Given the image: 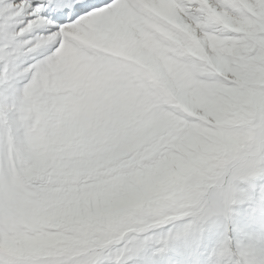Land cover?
<instances>
[{
    "label": "clouds",
    "instance_id": "9594fccd",
    "mask_svg": "<svg viewBox=\"0 0 264 264\" xmlns=\"http://www.w3.org/2000/svg\"><path fill=\"white\" fill-rule=\"evenodd\" d=\"M211 7L217 47L227 43L226 28L249 27L248 0H213ZM197 12L193 5L174 18L191 24ZM194 31L206 43L205 31ZM53 45L20 73L14 147L0 160V176L28 172L39 194L36 211L11 236L19 264H66L56 254L64 247L91 241L103 248L120 229L212 210L264 166V142L243 124L221 132L211 107H185L180 96L163 90L145 96L135 87L122 37L85 28ZM229 83L224 78V87ZM78 94H103L110 103L73 123L64 101ZM8 244L0 236V253Z\"/></svg>",
    "mask_w": 264,
    "mask_h": 264
},
{
    "label": "snow or ice",
    "instance_id": "6c2138e0",
    "mask_svg": "<svg viewBox=\"0 0 264 264\" xmlns=\"http://www.w3.org/2000/svg\"><path fill=\"white\" fill-rule=\"evenodd\" d=\"M212 2L0 0V160L14 147L20 73L53 50L60 36L85 28L123 38L128 78L145 96L163 90L182 97L185 107H211L221 132L239 122L264 142V0H248L249 27L242 32L226 28L222 47H217ZM193 5L198 12L191 24L174 18ZM194 29L205 31L206 43L200 45ZM226 77L230 83L224 87ZM109 103L103 94L72 95L64 101L73 123ZM38 201L30 173L0 176V236L9 237L0 264H19L11 236L34 214ZM115 235L119 238L107 247L84 241L56 254L66 264H264V166L238 182L235 192L212 210L197 208Z\"/></svg>",
    "mask_w": 264,
    "mask_h": 264
}]
</instances>
